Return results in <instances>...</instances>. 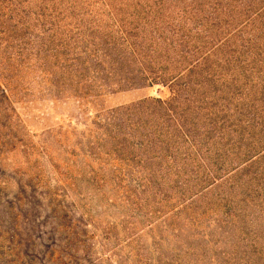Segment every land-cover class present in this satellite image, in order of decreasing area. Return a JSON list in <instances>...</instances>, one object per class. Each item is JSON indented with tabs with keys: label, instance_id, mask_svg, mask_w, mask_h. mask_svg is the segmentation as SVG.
<instances>
[{
	"label": "rangeland",
	"instance_id": "374dc122",
	"mask_svg": "<svg viewBox=\"0 0 264 264\" xmlns=\"http://www.w3.org/2000/svg\"><path fill=\"white\" fill-rule=\"evenodd\" d=\"M205 2L0 0V264H247L252 251L251 263H262L253 237L221 224L229 210L218 207L225 189L193 198L189 191L180 195L173 179L153 187L161 197L149 196L133 211L114 170L117 154H104L111 143L106 133L121 134L107 125L106 113L142 100L149 102L132 111L145 122L138 132L167 131L173 137L161 135L162 147L185 153L171 124L142 117L154 112L150 99H168L166 87L116 91L93 71L100 61L129 57L122 43L136 35L150 43L147 30L178 25L171 19L183 9L190 20ZM194 135L211 153H228L227 161L246 147L234 134L215 141V134ZM124 139L113 153L164 151L158 145L136 150L128 147L135 140ZM91 171L104 172V183L91 180ZM251 189L253 204L264 199ZM243 213L244 225H259L253 209Z\"/></svg>",
	"mask_w": 264,
	"mask_h": 264
},
{
	"label": "trees",
	"instance_id": "16d2710c",
	"mask_svg": "<svg viewBox=\"0 0 264 264\" xmlns=\"http://www.w3.org/2000/svg\"><path fill=\"white\" fill-rule=\"evenodd\" d=\"M193 14L188 20L183 9L177 19L167 17L166 20L171 19L178 25L166 23L150 28L146 31L150 43L139 42L136 35L135 41L122 43L129 57L100 61L102 65L93 71L116 91L155 85L166 87L168 99H150L152 104L148 107L154 112L142 117L151 120L153 125L171 124L186 146L185 153H174L177 147L173 151L162 147L167 142L161 135L173 137L167 131L150 133L145 128L143 133L138 132L137 126L145 122L132 111L149 102L142 100L131 108L106 113L107 125L118 127L121 134L106 133L111 143H108V153L104 154L108 157L117 154L114 170L119 176L118 182L125 184L122 192L131 196L128 205L133 211L141 210L149 196L161 197L160 191L153 187L166 185L173 179H178L180 195L189 191L193 198L220 187L225 189V194L218 207L229 209L223 212L227 217L221 224L230 223L236 232H246L253 237L252 245L264 252V0H206ZM106 66L109 67L106 69ZM196 131L215 134L214 141L234 134L239 141L232 140V143L245 142L246 147L240 155H229L231 159L227 161L228 153H211L204 140L200 144L199 137H194ZM121 137L125 138L124 142L135 140L128 147L136 150L158 145L156 148L164 151L126 153L129 149L125 147L123 153H113ZM117 146L125 145L120 142ZM89 175L91 180L104 183V172L91 171ZM131 183L135 186L130 188ZM252 186L256 197L262 199L257 204L250 198L254 195ZM65 188H69V183ZM248 207H251L248 213L252 209L257 213L260 226H246L241 222L240 214H248ZM257 228H261V233ZM247 253L243 247L242 258ZM251 258L256 259L254 251L247 258V264L254 263Z\"/></svg>",
	"mask_w": 264,
	"mask_h": 264
}]
</instances>
